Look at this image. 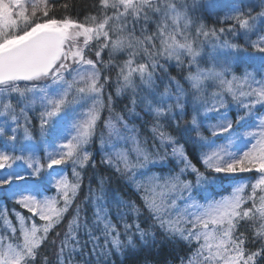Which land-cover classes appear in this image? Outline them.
Masks as SVG:
<instances>
[{
  "label": "snow or ice",
  "instance_id": "snow-or-ice-1",
  "mask_svg": "<svg viewBox=\"0 0 264 264\" xmlns=\"http://www.w3.org/2000/svg\"><path fill=\"white\" fill-rule=\"evenodd\" d=\"M92 7L97 14L81 21L68 14L75 12V4L0 0V137L12 142L14 151L19 142V151L27 153L0 151V169H12L17 161L27 165L25 175L0 174V190L32 214L16 213L17 228L6 209L0 212L8 233L0 235V264H35L49 234L75 203L83 171L96 167L89 148L105 109L107 136L101 131L99 163L120 174L132 173L152 227L170 241L197 244L187 264H264V115L256 111L257 105L264 106V0L253 7L244 0H98ZM220 11L226 28L202 22L203 15ZM227 34L243 43L222 39ZM119 54L127 59L116 63ZM183 58L188 73L177 79L165 65L175 60L183 69ZM201 63L210 66L201 68ZM111 67L118 69L115 97L127 100L121 112L113 107V93H107L105 103L111 77L103 72ZM210 88L215 91L209 99ZM30 112L36 113L38 130ZM145 117L163 154L150 149L130 123L143 125ZM129 141L130 150L116 148ZM41 150L43 160L37 155ZM68 165L71 178L64 168ZM149 166L168 168L170 174L136 182V173L144 175ZM252 172L257 174L254 182L239 180L238 174ZM225 182L232 190L219 199L203 196L201 203L193 195L194 190L223 191ZM48 186L56 195L44 194ZM89 191L91 220L77 204L59 244L51 241L55 264H81L76 256L82 264L93 259L106 264L112 249L138 264V251L156 245V233L137 222L140 205L115 192L109 195L103 180L94 197L91 186ZM126 217L134 222L127 223ZM144 264H149L147 258Z\"/></svg>",
  "mask_w": 264,
  "mask_h": 264
},
{
  "label": "trees",
  "instance_id": "trees-1",
  "mask_svg": "<svg viewBox=\"0 0 264 264\" xmlns=\"http://www.w3.org/2000/svg\"><path fill=\"white\" fill-rule=\"evenodd\" d=\"M57 3V6L59 7V4L63 3H70V4H75V12H70L68 13L69 15H74L78 16V18L82 21L84 16L86 15H96V10L92 7L93 5L98 4V0H55ZM251 4L253 2L249 3L250 6L247 7H252ZM258 10V9H257ZM62 12V10H61ZM224 12L220 11L212 16L208 15H203L202 16V22L207 24L208 26L220 28V27H227L228 25L226 23L221 22L222 18L224 16ZM152 30H154V26H150ZM139 34V33H138ZM222 39H227L232 42H239L243 43V41H237L233 38L231 34L225 35ZM252 39H256V37H252ZM208 45H206L207 48ZM103 58L105 60L108 59L107 53L105 52L103 54ZM116 63H120L123 60L127 59V56L125 54H119L116 57H114ZM185 59V67L183 69H178L175 65L176 62L175 60L168 61V63L165 65V67L168 68V71L170 72L171 75L176 76L177 79H180L181 75L186 76L188 73V68H187V60ZM139 62H145L144 60H141ZM162 64H164V60L160 61ZM210 65H207L205 63H201L200 67H209ZM118 69L115 67H111L107 69L106 71L103 72L104 75L110 76L111 80L109 81V84L106 85L105 87V103H107V93L111 92L113 93V99L115 101L113 107L115 111L121 112L123 111V105L127 103V100L124 98H116L115 97V88L117 87L116 85V73ZM191 71L195 72L196 68L195 66L192 67ZM181 83H184L183 80H181ZM23 86V84L21 85ZM187 87V85H185ZM212 91H215L214 88L209 89V99H210V93ZM37 112L39 109L36 110ZM257 115H261L264 113V106L257 105ZM29 115L32 117V124L35 126V128L38 130V125L39 121L36 118V113L35 112H30ZM108 112L107 109L102 114L101 118V123L98 124L97 128V137L93 141V146L89 148V151L93 153V157L96 161V167L93 169L92 167H88L83 171V183L80 189V192L77 196V199L75 203L73 204L72 208L69 209V212L66 214L65 219L62 221V223L52 232L49 234V241L46 242L41 250L40 254L35 262V264H46V260L51 262V264H55L56 262V246L51 243L52 240H56L57 245L59 244V240L63 237L64 232L67 230V224L69 220L72 218V216L75 214L74 208L75 206L81 205V207L85 210V213L89 220H91L92 216V205L89 201L86 200V197L90 196V191H89V186H91L92 193L91 195L94 197L96 190L100 186V181H104V188L105 190L111 195L113 192L118 193L121 198L124 200H131L135 201L138 205H140L141 210H142V215L137 221L141 228H145L146 230L150 232L156 233V245L155 247H144L143 250L138 251L136 259L138 261V264H144L145 258L148 259L149 264H187V261L189 257L192 255V253L195 251L197 244L195 242L189 244L187 242H174L170 241L167 239L166 235L163 233L162 230H160L158 227H152V224L154 223L150 219V213L147 212V210L144 208L142 200H141V195L143 194L142 192H138L134 184L132 182V173H127V174H120L117 173L114 167H111L109 165H101L99 163L100 158L102 153H100L99 147V136L101 131H103L105 137L107 136V130L103 128V120H106L108 118ZM230 115L235 118V113H230ZM145 120L148 121L147 123H144L141 125L140 121H130V123H135L136 126L139 129L140 132V138L147 140L148 141V146L150 149H159L160 153L163 154L164 148L159 144L158 141L154 140L152 133L150 131L152 124L150 122L149 117H145ZM215 120H211L210 123H214ZM8 135H11V131L9 130ZM205 135H208L210 138V133L205 132ZM19 135H18V141H19ZM36 140L39 141L40 137L38 135V132L36 134ZM218 144L223 143L222 140H217L216 141ZM239 143V142H238ZM20 146L19 142L15 143V147ZM132 144L131 141L128 143H117L116 148H126V149H131ZM43 148V146H41ZM7 151L10 154H15V155H21L19 154V148L17 150H13V143L9 142L6 140L5 137H0V151ZM208 149H203V151H207ZM234 151H239V148H234ZM246 150V148H245ZM17 151V152H16ZM170 152V149H168ZM19 152V153H18ZM24 155H27V153H23ZM37 155L40 156V158L43 160L45 158V153L43 150L39 151ZM130 157L134 160L135 156L134 154L129 152ZM189 155L191 157V151L189 150ZM193 163H196L198 167L201 168L203 171L202 165L196 160L193 159ZM27 169V165L23 161H17L15 164H13L12 169H0V174H3L5 171H15L19 173V171ZM66 171H68V176L71 178L72 176V168L71 165L64 166ZM150 170H145V174L141 175L139 172L136 173L135 175V181L136 182H141V183H146L148 178L157 175L160 176L161 178H166L170 174V170L168 168H160V167H151L149 166ZM175 171L178 172L179 168H175ZM21 174V173H19ZM255 172L252 173H242L238 174L239 180H242L243 178L248 179L249 182H254L255 181ZM187 179H192L193 177L191 175H187ZM257 178V175H256ZM228 183L225 182L224 184V190L219 191H209V192H203V193H197L195 190L193 191V195L198 199L201 203H204V200L202 199L203 196H210V197H215L216 199L219 198L218 194H227L229 189ZM249 190L245 191V195L248 194ZM56 195V193H55ZM187 195V193H185ZM54 196V195H53ZM183 205H181L182 207ZM20 205L14 203V200L10 197L5 196L4 191L0 190V212L4 211L5 209L7 210V214L9 216V219L11 221H14V218L11 216L13 215L12 213H15L18 210ZM14 216V215H13ZM113 221L115 223H118V226L120 227L121 231H123V226L121 222H118L116 219V216L113 215ZM134 217H126V222L127 223H133L134 222ZM16 227L18 228V223L15 221ZM41 223V221L39 222ZM60 233V237L56 236V233ZM250 235V233H246ZM0 235H8V233L4 230V227L2 223H0ZM81 239H87L86 236H81ZM121 239L123 240L124 237L121 236ZM137 240V248H140V243L138 237L136 238ZM103 243V241H101ZM152 244L151 239L149 240V245ZM92 245L89 243L87 251H90ZM108 247L111 248L109 245ZM76 261H80L82 264V257L76 256ZM92 264H96L95 259H93ZM101 264H105V261H101ZM106 264H132L131 258L128 257L126 254H121L120 251H117L115 249H112L106 258Z\"/></svg>",
  "mask_w": 264,
  "mask_h": 264
},
{
  "label": "rangeland",
  "instance_id": "rangeland-1",
  "mask_svg": "<svg viewBox=\"0 0 264 264\" xmlns=\"http://www.w3.org/2000/svg\"><path fill=\"white\" fill-rule=\"evenodd\" d=\"M251 2H253V4H251V6L253 7L255 4H257L258 2H259V0H244V4H245V6L247 5V6H250L249 5V3H251ZM208 47V46H207ZM0 119H2V118H0ZM21 123H23V121H21ZM12 126H14V125H12ZM18 135L20 136V134L18 133ZM20 138V137H19ZM41 146H43V145H41ZM18 148H20V146H17ZM48 150H51L50 148L48 149ZM3 151H5V150H3ZM19 173H21L20 175H25V173L24 172H21V171H19ZM20 214H21V212H19ZM14 216H16L15 214L16 213H12ZM13 215H11L13 218H14V216ZM21 215H23V214H21ZM24 216V215H23ZM25 217V216H24ZM15 221H17L16 219H15ZM17 223H18V221H17Z\"/></svg>",
  "mask_w": 264,
  "mask_h": 264
}]
</instances>
